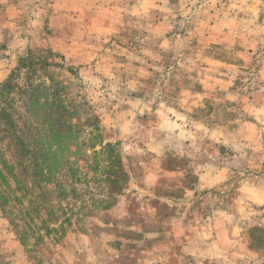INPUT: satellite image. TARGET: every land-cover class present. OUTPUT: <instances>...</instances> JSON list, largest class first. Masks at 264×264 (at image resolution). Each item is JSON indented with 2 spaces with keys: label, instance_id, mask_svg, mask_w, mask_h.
<instances>
[{
  "label": "rangeland",
  "instance_id": "374dc122",
  "mask_svg": "<svg viewBox=\"0 0 264 264\" xmlns=\"http://www.w3.org/2000/svg\"><path fill=\"white\" fill-rule=\"evenodd\" d=\"M32 54L127 183L37 244L0 207V264H264V0H0V88Z\"/></svg>",
  "mask_w": 264,
  "mask_h": 264
},
{
  "label": "trees",
  "instance_id": "16d2710c",
  "mask_svg": "<svg viewBox=\"0 0 264 264\" xmlns=\"http://www.w3.org/2000/svg\"><path fill=\"white\" fill-rule=\"evenodd\" d=\"M33 57L20 59L18 69L27 67L24 84L12 76L0 88L1 102L12 108H0L9 135V155L0 148V207L22 242L30 238L37 244L67 232L73 204L109 206L123 191L127 173L115 144L104 143L98 117L83 121L71 102L61 108L64 100L52 74L35 81L34 64L47 70L51 63L48 55L37 62Z\"/></svg>",
  "mask_w": 264,
  "mask_h": 264
}]
</instances>
